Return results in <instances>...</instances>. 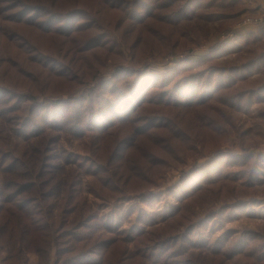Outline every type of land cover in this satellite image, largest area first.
<instances>
[{
  "label": "trees",
  "instance_id": "trees-1",
  "mask_svg": "<svg viewBox=\"0 0 264 264\" xmlns=\"http://www.w3.org/2000/svg\"><path fill=\"white\" fill-rule=\"evenodd\" d=\"M253 10L247 0H0L2 264H31L33 254L39 264H264V229L219 235L215 247L191 236L209 219L216 230L261 202L264 152L253 149L264 129L237 116L264 99V26L213 46L207 56L234 57L210 69L178 70L192 59L164 74L122 63L99 79L109 60L126 61L124 45L133 57L202 45L211 22L220 33ZM134 74L152 79L137 84ZM74 138L83 139L82 153L65 143ZM191 157L194 167L161 188ZM222 157L244 169L183 187ZM152 198L164 224L146 229ZM134 200L137 217L127 225L122 207Z\"/></svg>",
  "mask_w": 264,
  "mask_h": 264
},
{
  "label": "rangeland",
  "instance_id": "rangeland-1",
  "mask_svg": "<svg viewBox=\"0 0 264 264\" xmlns=\"http://www.w3.org/2000/svg\"><path fill=\"white\" fill-rule=\"evenodd\" d=\"M247 1L249 2L250 6L254 8V10L245 13L244 16L249 14L262 13V12H256L259 11L260 9L259 0H247ZM93 2L94 0H87V3L89 5H92ZM178 5H180V2L176 5V7H178ZM193 11L197 12L196 8H190L188 13L190 14ZM79 20L80 18H76V21ZM239 21H237L232 27H234ZM211 25L213 31L215 32L213 31L211 32L210 37L207 39L205 43H203L202 45H198L196 43L191 44L188 42V47L179 49L177 51L165 52L159 48H153L150 51H148L146 55L142 57H133L130 52L129 46L124 45L123 50L126 56V61L115 62L113 60H109L108 67L100 72L99 79L108 78L111 75L112 71H114L116 68H117L116 70H118V66H120L122 63H129L136 67L149 65L146 66L148 69L155 71L157 74H164V72L167 69L172 70L177 65H179V63L189 61L186 59H192L194 61L192 62L189 61L191 62L189 64H182L178 68V70L183 71V74H186L190 70L195 71L198 69H210L209 66L213 65L214 63H221L223 60H232L234 57L232 53L218 52L216 54L214 53L212 56L210 55L207 56V54L209 53L210 49L213 46L215 48L222 45L223 43H226L222 40L223 39L222 35L224 31L228 30V28H226L221 30L220 33H218L217 22L216 21L211 22ZM192 50H197V51L191 54ZM200 54L201 55L204 54L203 57L198 56ZM180 58H181L180 62H177V60ZM118 76L119 79L117 80V82L121 84H123L124 81L129 78V74L126 72H122ZM132 78H138V77L136 74H134ZM151 79L152 77L150 75L141 76L138 78L137 84H140V82L144 83L150 81ZM186 88L188 92H192L189 86H187ZM212 102L215 104V98L212 100ZM237 122L246 124L247 126H250L253 129L254 128L264 129V99L261 103L256 104L249 113H243L241 115H238ZM204 138L208 140L211 143V145H213V147L215 148L214 135L207 132L204 134ZM65 143L73 151L79 153H82L84 151L83 139L74 138L71 141L65 140ZM229 145H232V141H230ZM253 151L264 152V144H261L259 147L254 148ZM193 161L194 158L191 157L186 165L180 166L174 170L167 172L165 176L161 179V188L164 189L169 185H171L173 182L177 181L179 178L180 179L183 178L194 167ZM201 161L202 160L198 161L197 163ZM241 163L242 162H238L230 157H222L213 164H211L210 166L195 172L194 176L192 177L187 176L183 187L191 191L193 189L192 187L198 186L201 183L207 185L208 180L210 178H215V176L242 171L244 168ZM262 177L264 179V172L262 174ZM255 186L257 187L256 196L259 200H261L259 205H256L254 208L249 207L243 213L240 212L242 214L238 218L227 222L224 225V227L218 228L216 230L213 229L216 226L215 218L209 219L205 221L203 224L198 225L197 229L191 234L195 244L202 245L204 241L205 244L210 241L211 247H215V238L218 237L219 235L234 233V238L239 239L243 234L244 229L247 227L254 228L256 230L264 229V182L256 184ZM85 192L89 194L90 198H94V196L91 193H88L87 191ZM177 194H183V190L180 188ZM150 201L152 203V209L148 208V210H150L151 213L146 212L145 220L142 224V226L145 227L146 229H148L149 226L152 224H160V225L164 224L161 213L162 209H160L159 200L152 198L150 199ZM143 206L147 207L148 205L147 203L144 202ZM115 208L116 205L111 204L107 209L114 210ZM122 208L125 212H131L129 217L125 220V223L127 225L130 223H134L137 217V212H136L137 201L136 200L131 201L125 204ZM199 209L202 210V207H199ZM34 256L35 255H33L32 258L36 259L37 256L35 257ZM37 264H39L38 260H37Z\"/></svg>",
  "mask_w": 264,
  "mask_h": 264
},
{
  "label": "built area",
  "instance_id": "built-area-1",
  "mask_svg": "<svg viewBox=\"0 0 264 264\" xmlns=\"http://www.w3.org/2000/svg\"><path fill=\"white\" fill-rule=\"evenodd\" d=\"M260 26H264V12L245 15L232 29L224 31L222 38L232 39L241 31L257 29Z\"/></svg>",
  "mask_w": 264,
  "mask_h": 264
},
{
  "label": "crops",
  "instance_id": "crops-1",
  "mask_svg": "<svg viewBox=\"0 0 264 264\" xmlns=\"http://www.w3.org/2000/svg\"><path fill=\"white\" fill-rule=\"evenodd\" d=\"M259 7H260L259 11H256V12H263L264 11V0H259ZM33 255H32V257H33ZM37 260H38V258H36V259L32 258L31 264H37ZM0 263H1V261H0Z\"/></svg>",
  "mask_w": 264,
  "mask_h": 264
}]
</instances>
